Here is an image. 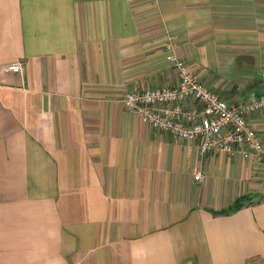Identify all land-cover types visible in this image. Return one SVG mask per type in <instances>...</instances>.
<instances>
[{"label":"crops","instance_id":"obj_1","mask_svg":"<svg viewBox=\"0 0 264 264\" xmlns=\"http://www.w3.org/2000/svg\"><path fill=\"white\" fill-rule=\"evenodd\" d=\"M168 39L230 105L260 94L264 0H0V264H264V110L260 155L202 154L120 102L178 84Z\"/></svg>","mask_w":264,"mask_h":264},{"label":"built area","instance_id":"obj_2","mask_svg":"<svg viewBox=\"0 0 264 264\" xmlns=\"http://www.w3.org/2000/svg\"><path fill=\"white\" fill-rule=\"evenodd\" d=\"M164 51L177 72L178 84L126 93L120 101L122 106L155 129L183 141H198L202 154L234 155L241 146L247 145L260 155L262 143L249 117L264 110V85L258 96L251 95L243 104L232 106L189 72L187 65L176 56L171 39L167 40ZM22 65L20 61L7 64L4 71L18 73ZM188 101L193 105L187 106ZM203 178L202 171L194 174L195 181L201 182Z\"/></svg>","mask_w":264,"mask_h":264},{"label":"trees","instance_id":"obj_3","mask_svg":"<svg viewBox=\"0 0 264 264\" xmlns=\"http://www.w3.org/2000/svg\"><path fill=\"white\" fill-rule=\"evenodd\" d=\"M248 199H246V198H240V199H237L236 201H235V203L233 204V206H232V210H238L239 208H241L243 205H244V203L247 201Z\"/></svg>","mask_w":264,"mask_h":264}]
</instances>
